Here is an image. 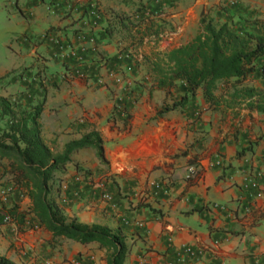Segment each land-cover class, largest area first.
<instances>
[{
  "label": "crops",
  "instance_id": "1",
  "mask_svg": "<svg viewBox=\"0 0 264 264\" xmlns=\"http://www.w3.org/2000/svg\"><path fill=\"white\" fill-rule=\"evenodd\" d=\"M155 1L0 0V95L21 108L41 107V136L52 151L99 134L102 159L80 150L53 173L63 184L85 170L90 186L77 195L72 186L66 206L55 185L49 198L66 223L121 236L124 264H176L185 247L205 251L185 264H264V118L246 109L244 119V106L227 107L230 92L220 97L218 90L219 105L198 92L194 102L160 114L177 96L157 89L150 74L156 53L189 42L202 12L225 0H174L149 15L166 2ZM232 1L264 19V0ZM57 41L69 56L62 58ZM257 78L264 86V76ZM228 108L232 117L224 116ZM247 174L257 189L243 187ZM102 191L112 203L100 202ZM97 255L103 251L95 243L55 244L42 228L0 225V256L15 264H92Z\"/></svg>",
  "mask_w": 264,
  "mask_h": 264
},
{
  "label": "trees",
  "instance_id": "2",
  "mask_svg": "<svg viewBox=\"0 0 264 264\" xmlns=\"http://www.w3.org/2000/svg\"><path fill=\"white\" fill-rule=\"evenodd\" d=\"M220 5L216 21L202 12L200 29L189 42L156 53L150 62L154 86L177 96L170 104L164 103L160 114L194 102L198 92L205 103L219 105L215 92L223 83L231 84L233 89L227 107L243 105L264 118V87L244 85L249 77L264 76V22L239 3ZM151 11L159 12L160 8L157 5ZM41 110L40 106L21 108L0 95V119L5 121L0 129V178H6L14 195L29 200L28 213L34 224L50 234V242L95 243L104 252L105 264H124L127 248L121 236L102 225L75 220L66 223L49 198L53 173L69 164L73 153L92 149L98 159L103 158L101 137L95 131L85 133L65 144L62 152L54 153L42 140L38 122ZM5 217L18 227L26 221V214L16 202L0 208V225H4ZM0 264L15 263L0 256Z\"/></svg>",
  "mask_w": 264,
  "mask_h": 264
},
{
  "label": "built area",
  "instance_id": "3",
  "mask_svg": "<svg viewBox=\"0 0 264 264\" xmlns=\"http://www.w3.org/2000/svg\"><path fill=\"white\" fill-rule=\"evenodd\" d=\"M173 2H174V0H166L165 4H163L160 9L161 10L162 9L168 10L172 6ZM155 3L159 4L160 0H156ZM147 13L149 15H156L158 12L157 11L152 12L151 10H147ZM95 14H96V11L94 8L92 15L96 16ZM56 44L59 45V48L63 53L62 58L70 55L71 49L70 50L68 48L64 49V46L59 44V41H57ZM110 77L114 80L117 79L116 74H114V73H110ZM100 84H102V82H100ZM191 171H193V169ZM88 182H89V180L86 177V174L84 172H81V173L77 174L76 176H74L71 179V182H64L63 184L59 185L58 186L59 204L61 206H66L69 203L70 199L68 197V192H70L72 186H76V188H73V195H77L82 190V188L84 186H86V185L90 186V183H88ZM243 187L246 190L257 189L258 183H257L256 178L247 174L244 178ZM97 188L103 189V185L99 184V186H97ZM8 191L12 193V188H9V190H7V191H1L2 200L5 199L6 195L9 193ZM112 201H113L112 196L109 193H107L106 191H102V194L100 196V202L103 204H110V203H112ZM3 222H4V225L12 224L8 217H5ZM33 230L38 231V230H40V227L37 226L36 224H33ZM204 255H205V251L203 249H200V248L192 249L190 247H185L184 249H182L176 253V259H175L176 261L175 262H176V264H185L186 260H190L192 262H199L204 257ZM89 260L92 262V264H96L95 259L93 257L89 256ZM81 261H82V259H77V258L72 259L70 264H81ZM43 264H49V263H48V261H46ZM170 264H172V263H170Z\"/></svg>",
  "mask_w": 264,
  "mask_h": 264
},
{
  "label": "rangeland",
  "instance_id": "4",
  "mask_svg": "<svg viewBox=\"0 0 264 264\" xmlns=\"http://www.w3.org/2000/svg\"><path fill=\"white\" fill-rule=\"evenodd\" d=\"M224 2L238 3V2L232 1V0L231 1L225 0ZM220 6L221 5H218L215 8H210V10L207 12L208 15L211 16V17H213V19L215 21H216L215 13L220 8ZM254 12H256V11L254 10ZM260 18H261L260 20H262L264 22V19L261 16H260ZM234 20L237 21V18H235ZM222 21L223 20H220L219 22L222 23ZM217 22H218V20H217ZM244 85L255 86L256 88L264 87L263 86V83H261V81L258 80L257 77H255V78H252L251 77V79H248L247 81L244 82ZM231 86H232L231 84H223V83H220L218 85V96H220V97L221 96L228 97L229 96L228 95L229 92H232L233 91V89L231 88ZM2 88L3 87L1 86V89ZM226 108L227 107L225 105H224V108L222 107V109H226ZM237 109H242V107H239V108L237 107ZM242 111H243L244 119H246V112H247V110L244 109ZM224 116L232 117V111H229V108H228L224 112ZM4 122H5L4 119H0V129H2V128L5 127V123ZM53 152L54 153H58V150L57 151L54 150ZM62 181L63 180L62 179H59L58 175H55V177H53V179H52L51 185H55L54 188H57L58 189V186L61 185V182ZM9 188H11V187H9V185L7 184L6 178H2V179L0 178V208H2V207H9V206H11V204H13L15 202L18 203L20 205L21 210L26 214V221H25V224L24 225H21V226L18 227L17 225L14 224V227H18V229L21 227V228H24V229H26L28 231L29 230L30 231L33 230V224H34V222L32 220V216L28 213V207H27L26 203L23 202V199L18 198L16 195H14L13 193H11V192L8 191L9 193L6 195L5 199L2 200L1 191H7V190H9ZM58 191H59V189H58ZM57 196L59 198V195H57ZM102 260L104 261V264H105L104 252H103V255L102 256L97 255L95 262H96V264H101V261Z\"/></svg>",
  "mask_w": 264,
  "mask_h": 264
}]
</instances>
